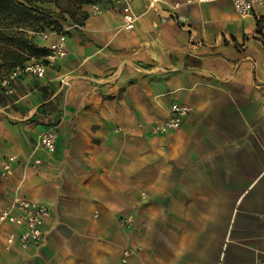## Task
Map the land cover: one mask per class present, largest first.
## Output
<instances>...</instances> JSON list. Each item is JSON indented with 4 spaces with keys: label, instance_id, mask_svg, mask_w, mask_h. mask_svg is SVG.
I'll return each instance as SVG.
<instances>
[{
    "label": "crops",
    "instance_id": "1",
    "mask_svg": "<svg viewBox=\"0 0 264 264\" xmlns=\"http://www.w3.org/2000/svg\"><path fill=\"white\" fill-rule=\"evenodd\" d=\"M149 2L134 0L132 30L104 4L43 77L0 90V164L16 156L0 210L15 195L49 209L29 250L6 251L0 225V264H261L264 8ZM173 102L190 107L181 127L152 134ZM54 126L56 150L34 149Z\"/></svg>",
    "mask_w": 264,
    "mask_h": 264
},
{
    "label": "built area",
    "instance_id": "2",
    "mask_svg": "<svg viewBox=\"0 0 264 264\" xmlns=\"http://www.w3.org/2000/svg\"><path fill=\"white\" fill-rule=\"evenodd\" d=\"M210 0H187V3L203 2ZM134 0H95L89 4L90 14L99 15L104 11V4H108L112 8H117L121 16V28L124 30H132L135 28L138 16L135 14L132 4ZM157 3V0H150L151 7ZM235 12L241 16H249L255 11L257 7L264 8V0H232ZM176 7L179 4H175ZM75 27H79L77 24ZM68 27H64L61 32L45 31L41 33L40 39L47 41L51 35L52 39L47 47V52L40 58L31 57L21 64L12 67L8 73L0 79V90L6 95H10L14 91V82L21 75H35L43 77L49 68H53L57 61L67 54L66 48V31ZM62 86H68L69 80L62 76L60 77ZM190 107L181 102H173L170 104L167 115L163 119H157L149 126L150 132L154 135L165 134L171 130H177L181 127L183 120L189 114ZM142 128L143 124H139ZM57 132L55 127H48L44 130L38 140L39 147L47 152H54L56 150ZM16 161L15 155H9L2 159L0 164L1 176H11L12 165ZM41 164L39 158L33 161L34 166ZM49 215V209L46 205L27 198L21 195H15L12 200L5 204L0 210V225H9L13 229L5 233L3 238V247L6 251L13 248L14 245L20 248L29 250L37 247L44 235V223ZM131 217L127 216L122 219V225L131 222ZM129 254L128 250L123 251L125 258ZM123 262L125 260L123 259ZM264 264V258L261 262Z\"/></svg>",
    "mask_w": 264,
    "mask_h": 264
},
{
    "label": "trees",
    "instance_id": "3",
    "mask_svg": "<svg viewBox=\"0 0 264 264\" xmlns=\"http://www.w3.org/2000/svg\"><path fill=\"white\" fill-rule=\"evenodd\" d=\"M71 1L76 6L89 5L95 0ZM49 2L54 0H0V68L11 69L23 63L26 60L24 51L37 57H42L47 52L46 46L32 42L22 33L21 28L40 23L58 24L62 29V24L53 20V13L45 8L44 4Z\"/></svg>",
    "mask_w": 264,
    "mask_h": 264
},
{
    "label": "rangeland",
    "instance_id": "4",
    "mask_svg": "<svg viewBox=\"0 0 264 264\" xmlns=\"http://www.w3.org/2000/svg\"><path fill=\"white\" fill-rule=\"evenodd\" d=\"M56 3V4H55ZM45 8L48 9L53 13V20H56L57 22L62 24V29L61 27L59 28L58 24H32V25H26L21 28L22 33L29 38L32 42L35 44L45 46L43 43L45 41H42L40 39L41 33L45 31L49 32H61L64 30V27H68V30L66 33L71 30L72 28H76L75 25L77 24L78 26L82 25L84 20L90 16V9L88 4H81V5H76L74 6L71 0H54V2H49L47 4H44ZM62 18H65L63 21ZM79 23V24H78ZM61 29V30H59ZM25 57L26 60L30 59L31 57H34L36 59H40L41 57L37 56H31L27 51L25 52ZM25 60V61H26ZM1 62V61H0ZM10 68L2 67L0 68V78L4 77ZM55 130L56 129V126ZM41 135V134H40ZM39 135V137H40ZM39 140V138H38ZM38 140L36 141L35 148H41L38 145ZM43 149V148H41ZM44 150V149H43ZM46 151V150H45ZM52 153V152H51Z\"/></svg>",
    "mask_w": 264,
    "mask_h": 264
}]
</instances>
